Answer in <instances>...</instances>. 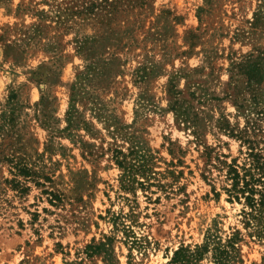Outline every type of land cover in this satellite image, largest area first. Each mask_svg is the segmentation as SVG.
Instances as JSON below:
<instances>
[{
	"label": "rangeland",
	"instance_id": "374dc122",
	"mask_svg": "<svg viewBox=\"0 0 264 264\" xmlns=\"http://www.w3.org/2000/svg\"><path fill=\"white\" fill-rule=\"evenodd\" d=\"M138 1L77 17L76 0H0V264H168L214 230L239 231L233 264H264L203 156L241 161L229 132L264 113V0ZM133 141L148 189L120 186ZM19 162L23 193L4 183ZM104 237L111 257H87Z\"/></svg>",
	"mask_w": 264,
	"mask_h": 264
},
{
	"label": "trees",
	"instance_id": "16d2710c",
	"mask_svg": "<svg viewBox=\"0 0 264 264\" xmlns=\"http://www.w3.org/2000/svg\"><path fill=\"white\" fill-rule=\"evenodd\" d=\"M119 1L121 0H76L75 5L78 9L73 10L72 15L94 17L99 16V13L103 11L105 15H112L116 13ZM134 1L137 2L136 6L144 5L143 1ZM254 114H256V120L248 121L237 133L233 130L229 132L230 137L240 143L239 154L244 156L241 161L239 157H236L227 162L220 159L221 157L226 158L222 155L212 158L213 150L208 147L204 148L203 156L210 167L223 173L226 183L223 190L228 196V201H236L244 206L246 210L243 209L242 214L245 226L252 230L250 232L252 236L261 239L264 237V130L257 124V120L261 121L264 113L257 111ZM180 120L183 124L187 122V119L183 117ZM129 143L127 153L115 150L113 157L121 172L119 177L121 188L135 191V187L144 190L155 186L149 181L152 178L151 165L153 164L149 151L134 141ZM211 159L214 161L213 164ZM15 168L17 171L14 177H22L24 181L12 179L11 181L4 180V183L12 185L14 190L20 193L26 192L28 190L26 181L35 176V173L24 162L16 163ZM139 177L142 178L141 181L138 180ZM159 187L163 188L162 185ZM239 241V231L233 232L225 240L219 236L217 230L208 231L200 246H196L193 251L185 247L178 248L173 252L168 264H192L207 254L211 255L213 264H233L239 257L237 246ZM112 250V238L104 237V242L87 245L85 254L87 257H92L103 253L109 258Z\"/></svg>",
	"mask_w": 264,
	"mask_h": 264
}]
</instances>
